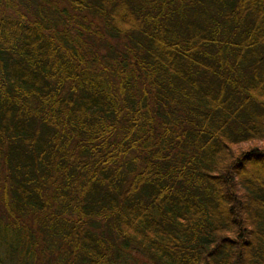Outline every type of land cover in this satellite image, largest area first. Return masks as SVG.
Returning <instances> with one entry per match:
<instances>
[{
    "label": "trees",
    "instance_id": "trees-1",
    "mask_svg": "<svg viewBox=\"0 0 264 264\" xmlns=\"http://www.w3.org/2000/svg\"><path fill=\"white\" fill-rule=\"evenodd\" d=\"M0 264H264V0H0Z\"/></svg>",
    "mask_w": 264,
    "mask_h": 264
}]
</instances>
